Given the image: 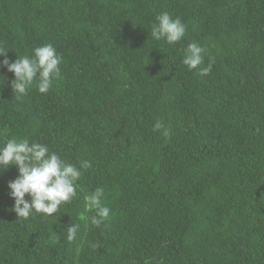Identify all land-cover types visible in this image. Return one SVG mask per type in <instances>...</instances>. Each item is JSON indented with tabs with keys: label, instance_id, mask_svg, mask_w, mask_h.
<instances>
[{
	"label": "trees",
	"instance_id": "trees-1",
	"mask_svg": "<svg viewBox=\"0 0 264 264\" xmlns=\"http://www.w3.org/2000/svg\"><path fill=\"white\" fill-rule=\"evenodd\" d=\"M164 11L187 25L178 43L151 37ZM190 42L210 74L181 62ZM45 43L63 57L47 93L17 99L0 67V144L92 167L57 214L28 219L12 210L17 166L0 172V264H264V0H0L10 61ZM96 187L112 209L99 227L80 219Z\"/></svg>",
	"mask_w": 264,
	"mask_h": 264
},
{
	"label": "clouds",
	"instance_id": "clouds-1",
	"mask_svg": "<svg viewBox=\"0 0 264 264\" xmlns=\"http://www.w3.org/2000/svg\"><path fill=\"white\" fill-rule=\"evenodd\" d=\"M187 25L181 18L173 17L164 11L156 15L151 22V37L156 41H165L168 44L180 42L186 35ZM204 49L197 42H190L182 56L181 62L189 70L198 69L201 76L212 71L210 60L206 67L203 64ZM7 51L0 48V67H6L14 74L11 81L13 93L20 99L27 95L29 88L35 82L40 93H47L54 80L61 78L60 65L63 57L57 52L52 43L33 48L31 55L18 56L10 61ZM154 132H159L165 139L171 137V129L161 119H156L152 125ZM16 165L18 175L8 182L9 194L14 198L12 210L19 218L28 219L33 214L53 216L58 213L62 204L71 202L76 196V182L81 178L82 170L92 167L90 160L69 162L61 158L60 154L51 151L48 145L31 141L27 137H13L0 144V172L11 165ZM26 194L30 199H26ZM104 189L96 187L84 197L86 210L93 212L91 217L80 216L81 220L90 219V223L99 227L110 219L112 209L102 202ZM79 224H70L66 227V240L73 242L79 230Z\"/></svg>",
	"mask_w": 264,
	"mask_h": 264
}]
</instances>
